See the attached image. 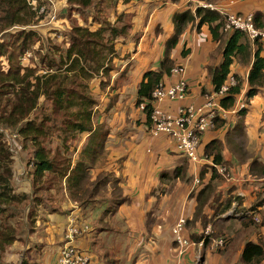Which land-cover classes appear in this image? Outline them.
<instances>
[{"label": "crops", "instance_id": "crops-1", "mask_svg": "<svg viewBox=\"0 0 264 264\" xmlns=\"http://www.w3.org/2000/svg\"><path fill=\"white\" fill-rule=\"evenodd\" d=\"M117 1L116 13L127 15L131 28L123 42H117L115 46L114 58H117L109 74V83L100 88L101 78L96 77L97 86L90 89L95 96L101 90L106 91L103 103L93 95L98 101L95 110L105 106L106 113L113 111L99 120V125L107 130L106 159L92 169L91 181L101 171L113 173L120 179L122 196L129 201L114 215L104 216L103 209L97 208L100 203L90 205L89 209L81 208L64 193L65 198L44 215L43 238L37 239L33 235L36 226L41 224L35 214L29 236L16 248L20 252L6 253L4 262L21 264L25 259L28 264H55L64 243V229L72 217L88 227L75 244L93 264H173L171 230L179 218H185L187 222L184 233L187 238H193L205 229L204 239L209 240L208 243L203 241L201 246H191L184 256L185 264H189L197 252L201 254L200 264H243L240 257L246 243L264 247V87L246 103L245 85L234 107L229 110L228 118L218 119L215 128L202 135L198 149L200 163L185 162L187 183L179 180L165 182L161 174L172 173L183 165L185 159L175 151L170 137L150 135L142 124L143 115L134 107L133 96L127 91L138 85L145 71L157 68L164 43L172 33V14L194 9L200 1ZM203 3L216 6L224 14H252L256 10L264 13V0H206ZM112 17L116 18L115 15ZM64 18L65 13L61 12L60 22ZM222 47L223 41L214 43L206 26L199 30L195 24L186 27L172 58L185 67L184 79L189 91L182 102H165V111L176 115L180 107H197L203 103L205 95L213 93L208 69L220 63ZM182 49L188 51L185 58L180 55ZM248 70L249 66L238 63L232 66V72L243 79H246ZM177 78L173 76L166 84ZM237 103L247 109L242 118L236 115ZM237 120L244 125L243 136L233 133ZM93 125L98 124L94 122ZM211 141L220 144L222 159L227 163L226 176L211 166V158L203 157L204 147ZM15 158L10 167L20 184L14 189L18 193H31L24 163L18 154ZM31 203L34 205L33 201ZM47 203L48 206L53 204ZM94 220H97L96 224ZM109 233L114 235L113 246ZM214 237L226 239L224 250L216 252L211 249L210 239ZM259 264H264V257Z\"/></svg>", "mask_w": 264, "mask_h": 264}, {"label": "trees", "instance_id": "trees-1", "mask_svg": "<svg viewBox=\"0 0 264 264\" xmlns=\"http://www.w3.org/2000/svg\"><path fill=\"white\" fill-rule=\"evenodd\" d=\"M55 1L58 11L65 13L67 21L54 22L46 29V35L52 31L63 30L59 28L69 27L68 19H77L83 12L87 13V17L98 13L95 0ZM34 14L26 0H0V128L17 133L13 147L19 148L18 155L24 163L31 191L18 193L14 189V186L20 183L15 180L9 167L16 158L9 151V142L0 132V264H5L6 253L20 252L16 248L24 244L31 232L35 220V206L47 201L52 202L51 189H63L69 199L77 202L82 201L79 192L89 180L93 184L90 198L101 188L112 184L116 190L111 194L112 199L99 202L100 206L97 207L103 209L104 216L114 215L121 205L129 201L127 197L122 196L120 179L113 173L101 171L94 181H91L92 169L98 166L97 160L101 152H105L107 130L103 125L94 126L92 123L93 109L98 101L87 82L100 77V88L109 83L115 46L129 35L130 23L122 21L120 15L116 23L106 19L98 21V18L90 17L86 25L71 26L66 47H60L46 39L48 47L43 54L34 47L39 43L42 50L40 32L36 29H23L43 21L44 16L36 17ZM252 16L256 28L264 31V13L256 10ZM171 22L172 33L164 43L157 68L145 71L137 85L134 107L139 109L141 104L144 105L140 113L143 115L142 124L148 130L152 127V92L160 82L170 76L172 68L180 64L174 61L172 52L189 25L195 24L196 30L206 26L214 43L220 44L223 41L220 63L208 69L213 92H218L229 79L234 80V85L219 100L221 108L232 109L245 85L246 103L264 87V44L259 38L250 39L246 33L235 29L224 31L225 16L199 6L174 12ZM13 27L17 29H12ZM27 53H30V58L22 61ZM180 55L185 58L188 51L182 49ZM234 63L249 66L246 79L232 72ZM40 99L49 103V113L38 119L32 117V114ZM246 113L247 109L243 107L236 115L242 118ZM56 131L60 132V135L55 137L60 139L61 146L52 153L48 143ZM76 134H84L86 138L77 160L72 161L68 151L69 145L66 144L67 139L73 136L76 138ZM219 146L218 141L209 142L204 147L203 156L211 158L214 165L226 167L227 163L222 159ZM176 152L185 159L183 165L176 167L172 173H162L161 179L170 177L172 181L187 183L189 179H186L185 164L191 162L184 154ZM25 154H28L26 159ZM45 193L48 200L43 197ZM85 202L84 200L80 205L81 208L90 205ZM18 209L22 210V213L19 214ZM54 209L55 207L52 210ZM2 219L8 223H3ZM186 226L187 222L185 231ZM204 230L189 238L194 243H208L209 240L204 239ZM21 233H24L23 237ZM211 241L212 238L210 243ZM225 248L226 246L222 250ZM263 257L262 245L246 243L240 258L243 264H259ZM21 264L28 262L22 259ZM90 264H93L91 259Z\"/></svg>", "mask_w": 264, "mask_h": 264}, {"label": "built area", "instance_id": "built-area-1", "mask_svg": "<svg viewBox=\"0 0 264 264\" xmlns=\"http://www.w3.org/2000/svg\"><path fill=\"white\" fill-rule=\"evenodd\" d=\"M31 6L32 11H35L37 17L44 16L42 22L35 26L24 27L28 29H36L39 32L41 27L49 29V27L60 20L61 12L58 11V5L55 0H26ZM199 7L207 8L212 11H217L225 16L224 31L232 29L242 31L248 35L250 39L259 38L264 44V31L259 30L254 25L252 14H236L235 12L221 13L214 5L209 3H198ZM12 29H17L13 27ZM30 53H27L22 61L30 58ZM185 67L182 64L174 66L169 77L160 82L152 92L151 123L152 127L149 132L152 137L166 135L170 137L176 151L184 154L191 163H200L201 157L198 156V148L201 143V137L204 133L212 131L215 128L216 119L226 120L229 116V110H224L219 104V100L226 94L228 89L234 85V80L229 79L228 83L223 85L218 92L204 96V101L197 107L184 106L180 107L176 115H173L164 110L165 102H182L188 94V84L184 79ZM173 76L178 78L171 84L167 85ZM243 104H236V109L243 108ZM144 105L139 106L142 111ZM0 132L9 142V151L15 156L18 154V147H13V141L17 137L16 132L0 128ZM204 157V156H203ZM211 166L214 167L220 174L226 176L228 170L219 165H214L211 161ZM19 181L18 178H15ZM256 220V219H255ZM258 222V219L256 220ZM186 220L179 218L173 226L171 233L173 236L172 247L174 252L173 264H185L184 256L191 246H201L203 241L198 243L192 242L184 235ZM88 231V227L84 224H79L74 218L68 219L64 229V243L59 249L55 264H90V257L83 251L76 248V239L84 235ZM207 234V232H206ZM227 246V241L223 237L213 238L210 247L213 251L222 250ZM201 254L197 252L193 260L189 264H200Z\"/></svg>", "mask_w": 264, "mask_h": 264}, {"label": "rangeland", "instance_id": "rangeland-1", "mask_svg": "<svg viewBox=\"0 0 264 264\" xmlns=\"http://www.w3.org/2000/svg\"><path fill=\"white\" fill-rule=\"evenodd\" d=\"M117 5H118V1L117 0H95V6H96V10H97L98 13H96V14L93 13L90 17L91 18L92 17H96V18H98V21H104L106 19L108 21H111V22L116 23L117 18L120 15V19H122V21H124V22L125 21H129V19L127 18V15H124V14H119L118 15L116 13L117 12V10H116V6ZM160 9H158V10H160ZM33 12H35V11L33 10ZM113 14L116 16V18L114 17L115 19L112 17V16H114ZM34 15L37 17L36 14H34ZM90 17H87V13L83 12V13L80 14L79 18H77V19H68L69 20V22H68L69 27H65V29L64 28H59V29H63V30L60 31V32L52 31V33L51 34H48V35H46L47 34L46 28L41 27L39 29V32H40V35L42 37V41L40 43L42 45V47H41L42 50H40V48H39V43L34 46L35 49H37L39 52H41V53L44 54L45 53V50L48 47V45L46 44V41H47L46 39H49L55 45H58L60 47H66L67 42H68V36H69V31H70L71 26H73L74 24H78V25L84 24V25H86L87 24V21L88 22L90 21ZM64 21H65L64 23H66V21H67L66 18H64ZM34 25H37V24L34 23ZM93 27H95V26H93ZM64 30H66V31L64 32ZM116 58L117 57H115L114 59H112V62H111V66L112 67L114 66V60ZM134 64L135 63H132V65H134ZM87 84L91 87L90 89L93 90V87L97 86V81L96 80L88 81ZM136 90H137V85H135V86H133L131 88H128V91H127L128 93L132 94L133 97H132L131 101H133V103L135 102V99H136V94H135ZM104 92H106V91H102L101 90L100 91V94H98L97 96H95L96 94H93L97 98V100L99 101V103H103L105 101L104 100L102 102V98H104ZM91 93H92V91H91ZM104 107L105 106L99 107L97 110L94 109L95 112H94L93 117H92V123L95 122V124H98L99 125L100 118H104L105 116L108 117V115L113 112V111H111L112 110L111 109V110H109L106 113L105 110H103ZM47 113H49V103L43 102V100L40 99L39 100V104L37 105V109L33 112L32 117H37L38 119H40L44 114H47ZM114 113H116V109H115V112ZM235 117L237 118V116H235ZM58 119H60V117H58ZM59 123H60V121L58 120L57 121V124L59 125ZM6 130L8 131L10 129H6ZM232 130L234 131L233 132L234 134L242 136L243 133H244V125L241 123V121H238L237 120V121H235V124H234V127H233ZM58 134L60 135V132H57L56 131L55 134H54V136H52L51 139L49 140L50 143H48V148L50 149V151L52 153L55 151L56 148H60V146H61L60 139H58L57 137H55V135H58ZM64 135H66V134H64ZM74 137L75 136H73L71 138H68L67 139V144H66V145H69L68 151L70 152V156H71L72 161L77 160L78 153H79V151H81V149L83 148V144L85 143L84 142L85 141L84 134L83 135L82 134H76V138H74ZM27 156H28V154H25V156H24L25 159L27 158ZM105 156H106V153L104 151L101 152V156L97 160V164L98 165H101L102 163H104V161L106 159ZM9 170L11 171L12 168L9 167ZM169 176H171V174ZM21 179L22 178L20 177V180ZM170 179H171L170 177L169 178H163V180L165 182L166 181L168 182V180H170ZM92 186H93V184L90 182V180L83 186V190L81 192H79V195L82 196V201H80V200L77 201V206L78 207H80V205H82V203H83L84 200L86 201L85 203L88 204V202H89L90 205H95V206H96V203L103 202L104 200H108L109 201V200L112 199L111 194L116 192V190L114 189V186L112 184H108L104 188H101L98 191L97 194H94V197H91L90 198L89 194L92 191ZM62 191H63V189H62ZM62 191H57L55 189H53V190L51 189L52 202H53L52 206L53 207H54V205L58 204L63 198H65L64 193L66 191H64V192H62ZM43 197L45 198V200H47V197L48 196L45 193L43 195ZM113 198H114V195H113ZM90 201H92V203H90ZM90 205L87 206L88 209H89ZM52 206H48V203H45V204L41 203V204H37V206H35V208H36V213L35 214L37 215L38 220L41 222L40 225H37L36 226V228L34 229V232H33V235L37 239L43 238V235H44V226L46 224V221L43 222L44 215H45L46 212H49L50 211V208ZM17 212L20 214V213H22V210H19L18 209ZM97 212H100V209H97ZM15 219H13V220H15ZM2 221H3V223H6V224L8 223V221H6L5 219H2ZM94 222L96 224L97 223V220H94ZM23 235H24V233H21V236L22 237H23ZM108 238H109V240L111 242V246H113L114 235L112 233H109L108 234ZM76 248H78V247L76 246ZM122 249H125V247L122 246ZM33 257H35V256L33 255ZM10 260L11 259H9V261ZM5 264H8V263H5ZM107 264H111V263H107Z\"/></svg>", "mask_w": 264, "mask_h": 264}]
</instances>
